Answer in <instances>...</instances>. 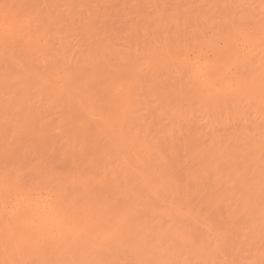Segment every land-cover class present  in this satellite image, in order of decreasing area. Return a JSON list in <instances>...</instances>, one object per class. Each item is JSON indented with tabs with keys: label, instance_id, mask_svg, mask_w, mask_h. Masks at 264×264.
Listing matches in <instances>:
<instances>
[{
	"label": "rangeland",
	"instance_id": "rangeland-1",
	"mask_svg": "<svg viewBox=\"0 0 264 264\" xmlns=\"http://www.w3.org/2000/svg\"><path fill=\"white\" fill-rule=\"evenodd\" d=\"M260 86L264 0H0V264H264Z\"/></svg>",
	"mask_w": 264,
	"mask_h": 264
},
{
	"label": "bare ground",
	"instance_id": "bare-ground-1",
	"mask_svg": "<svg viewBox=\"0 0 264 264\" xmlns=\"http://www.w3.org/2000/svg\"><path fill=\"white\" fill-rule=\"evenodd\" d=\"M261 87H263V86H260V88H261ZM260 88H258V93H259V89H260ZM263 88H264V87H263ZM247 91H248V90H247ZM262 91H263V90H262ZM262 91H261V89H260V93H261ZM255 92H256V91H255ZM251 95H252V93H251ZM255 95L257 96L258 94H255ZM259 95H260V94H259ZM259 95H258V96H259ZM263 95H264V94H263ZM248 96H249V95H248ZM261 96H262V93H261ZM249 97H250V96H249ZM249 97H248V98H249ZM262 97H263V96H262ZM259 98H260V96H259ZM255 99H256V97H255ZM263 99H264V98H263ZM258 100H259V99H258ZM261 100H262V99H260L259 101H261ZM251 101H252V100H251ZM256 101H257V99H256ZM259 101H258V102H259ZM263 101H264V100H263ZM252 102H253V101H252ZM261 103H262V105H263V102H261ZM249 105H250V104H249ZM258 105H259V104H258ZM256 107H257V106H256ZM262 107H264V106H262ZM262 107H261V108H262ZM257 110H258V109H257ZM257 110H254V111H257ZM231 112H233V111H231ZM237 113H238V112H237ZM255 113H256V112H255ZM263 113H264V111H263ZM232 114H233V113H232ZM256 114H258V113H256ZM259 114H260V113H259ZM259 114H258V115H259ZM228 115H229V114H228ZM239 115H240V114H239ZM241 115H242V114H241ZM262 115H263V114H262ZM262 115H261V116H262ZM243 116H244V115H243ZM261 116H260V117H261ZM263 116H264V115H263ZM240 117H241V116H240ZM240 117H239V118H240ZM262 118H263V117H262ZM240 119H241V118H240ZM231 120H232V119H231ZM247 120H248V119H247ZM247 120H246V121H247ZM259 120H261V119L259 118ZM233 121H234V120H233ZM242 121H243V120H242ZM240 122H241V121H240ZM262 122H263V120H262ZM243 125H244V124H243ZM258 125H259V123H258ZM218 126H219V125H218ZM227 127H228V126H227ZM229 128H230V126H229ZM231 128H233V127H231ZM257 128H258V127H256V129H257ZM217 129H218V128H217ZM219 131H220V130H219ZM254 132H255V131H254ZM207 134H209V133H207ZM211 134H212V133H211ZM254 135H256V134H254ZM228 137H229V135H228ZM236 137H237V136H236ZM253 137H254V136H253ZM214 138H215V137H214ZM212 139H213V137H212ZM217 139H219V138H217ZM220 140H221V139H220ZM250 140H251V139H250ZM216 141H217V140H216ZM218 141H219V140H218ZM222 141H223V140H222ZM222 141H221V142H222ZM252 141H253V140H252ZM219 142H220V141H219ZM249 142H251V141H249ZM213 143L215 144V142H213ZM216 143H217V142H216ZM249 144H250V143H249ZM253 144H254V142H253ZM225 145H226V144H225ZM213 146H214V145H213ZM219 146H220V144H219ZM197 147L199 148V146H197ZM200 147H201V146H200ZM202 147H203V146H202ZM202 147H201V148H202ZM221 147H222V144H221ZM223 147H224V146H223ZM250 147H251V146H250ZM214 148H215V147H214ZM218 148H219V147H218ZM218 148H217V149H218ZM217 149H216V150H217ZM219 149H222V148H219ZM194 150H196V149H194ZM194 150H193V151H194ZM197 150H198V149H197ZM199 150H201V149H199ZM216 150L214 149V152H215ZM225 150H226V149H225ZM225 150H223V151H225ZM217 151H220V154H221V150H217ZM194 152H195V151H194ZM194 152H193V154L196 153V152H195V153H194ZM200 152H201V151H200ZM200 152L198 151V153H200ZM210 152H211V151H210ZM214 152H213V153H214ZM198 153H197V154H198ZM201 153H202V152H201ZM216 153H217V152H216ZM197 154L195 155V157L198 156ZM210 154H211V153H210ZM210 154H209V155H210ZM205 155H208V154H207V153H204V156H205ZM228 156H229V155H228ZM198 157H200V156H198ZM226 157H227V156H226ZM225 172H226V171H225ZM214 183H215V182H214ZM214 183H213V184H214ZM210 187H211V186H210ZM207 188H209V187H207ZM210 189H211V188H210ZM198 193H199V192H198ZM153 218H154V216H153ZM56 224H57V223H56ZM148 225H150V224H148ZM151 225H152V224H151ZM156 225H157V224H156ZM157 226H158V225H157ZM122 227H123V226H122ZM154 229H155V228H154ZM146 230H147V229H146ZM146 230H145V232H146ZM150 230H151V229H150ZM147 231H149V230H147ZM157 232H159V231H157ZM154 233H155V232H154ZM160 234H161V232H160ZM155 235H157V234H155ZM114 236H115V234H114ZM129 236H130V235H129ZM136 236L138 237L137 234H136ZM131 237H132V236H131ZM155 237H156V236H155ZM155 237H153V238H155ZM157 237L159 238V234H158ZM135 239H136V237H135ZM145 239H146V238H145ZM147 239H148V237H147ZM115 240H116V238H115ZM151 240H152V239H151ZM159 240H160V239H159ZM182 240H183V239H182ZM118 241H119V240H118ZM155 241H157V239H155ZM123 242H124V241H123ZM127 242H128V241H127ZM129 242H130V241H129ZM134 242H135V241H134ZM145 242H147V241H145ZM158 242H159V241H158ZM182 242H183V241H182ZM121 243H122V242H121ZM149 243H150V242H149ZM152 243H153V240H152ZM115 244H116V242H115ZM123 244H124V243H123ZM123 244H122V245H123ZM134 244H136V243H134ZM155 244H156V243H155ZM119 245H120V244H119ZM132 245H133V244H132ZM138 245H139V244H138ZM152 245H154V243H153ZM120 246H121V245H120ZM128 246H129V244H128ZM144 246H145V245H144ZM144 246H143V248H144ZM150 246H151V244H150ZM155 246H156V245H155ZM158 246H159V244H158ZM135 247H136V246H135ZM135 247H134V248H135ZM117 248L119 249V247H117ZM122 248L125 249L124 245H123ZM134 248H133V249H134ZM137 248H138V247H137ZM152 248H153V246H152ZM152 248H151V249H152ZM118 249H117V250H118ZM133 249H131V250H133ZM135 249H136V248H135ZM146 249H147V248H146ZM112 250H114V248H113ZM115 250H116V248H115ZM131 250L129 249V251H131ZM153 250H154V249H153ZM121 251H122V250H121ZM133 251H134V250H133ZM136 251H137V249L135 250V252H136ZM138 251H139V248H138ZM110 252H111V250H110ZM122 252H123V251H122ZM143 252H144V251H143ZM147 252H148V251H147ZM147 252H145L144 254L146 255ZM124 253H125V252H124ZM91 254H92V253H91ZM91 254H90V255H91ZM110 254H111V253H110ZM135 254H136V253H135ZM135 254H134V255H135ZM141 254H142V253H141ZM93 255H95V254H93ZM124 255H125V254H124ZM129 255H130V254H129ZM127 256H128V255H127ZM127 256H125V257H127ZM147 256H148V255H147ZM94 257H95V256H94ZM98 257H99V256H98ZM139 257H141V256H139ZM145 257H146V256H145ZM150 257H151V256H150ZM89 258H90V257H89ZM143 258H144V257H143ZM143 258H142V259H143ZM94 259H95V258H94ZM94 259H93V257H91L90 260H94ZM146 259H147V258H146ZM79 260H80V259H79ZM79 260H78V262H79ZM87 261H88V260H87ZM78 262H77V263H78ZM82 262L85 263V261L83 260V258H82ZM80 264H82V263H80Z\"/></svg>",
	"mask_w": 264,
	"mask_h": 264
}]
</instances>
